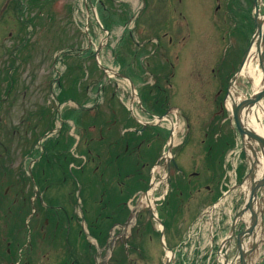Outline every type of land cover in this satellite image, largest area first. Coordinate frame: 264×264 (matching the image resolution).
Here are the masks:
<instances>
[{
  "label": "rangeland",
  "instance_id": "1",
  "mask_svg": "<svg viewBox=\"0 0 264 264\" xmlns=\"http://www.w3.org/2000/svg\"><path fill=\"white\" fill-rule=\"evenodd\" d=\"M92 1L87 4L86 0H56L49 16L53 19V24L44 30L42 25L37 27L34 32L36 38L32 42L35 51L28 49L21 51L26 60L21 62L18 57L17 64L21 63L13 71L16 84L7 100L9 107L4 115L8 124L18 125L23 102L26 109L35 108L38 104V122L27 121L23 127L24 131L35 136L43 132L48 133L50 123H54L55 119L49 108L50 98L53 101L52 107L56 108L57 96L66 97L65 89L70 90L73 83L80 86L81 90L77 95L78 97L82 95L88 100L89 110L77 118L72 116L68 119L64 118V111L70 110V107L62 109V118L60 112L58 115L56 112L58 129L61 128V120L67 123L65 122L63 129L58 131L57 137L51 138L52 147L45 148V152L48 153L43 155L36 165L33 161L38 154L21 152L14 148L18 145V135L12 134L13 142L9 146V152L0 154V208L4 209V213H0V264H17L22 251L20 247L24 244H26L24 264H54L55 257L58 261L66 257L73 259L68 264H73L74 260L75 264H104L103 259H106L110 245L106 244L105 247L103 243L98 245L99 241L95 238L97 232L91 230L92 223L95 222L97 229H101V237L104 238L112 220L122 219L127 213L128 207L122 205L120 216L106 219L104 214L107 211H101L100 199L106 186L111 183L117 184V179L119 181V177L115 175L116 164L123 171L131 170L132 164L128 159L121 160L115 156L114 165L106 163L105 169L104 162L101 163L99 160L102 167L96 168L98 159L92 160L91 156L99 151L103 154L101 157L103 160L107 152L112 153V150H115L112 146L107 150L108 143L123 132V127L141 123H136L130 108L133 99L130 82L116 75L108 76L97 67L93 55L87 58L85 55L79 56L82 46H86L87 43L89 53L101 47L99 58L103 64L130 74L141 96L152 94L150 87L143 88L144 84L154 83L157 76L153 74H159V83L164 85L166 90L163 100L166 98L168 105L179 107L183 113L178 114L179 120L176 121L179 125L172 154L174 159L168 171L164 168L163 160L156 170L151 165L155 156L167 151L168 129L172 128V123L168 119L156 125L158 132L148 128L147 133L151 135L148 137L150 143L140 148L141 158L137 160L141 164L143 175L149 174L152 169L155 171L154 177L160 180L151 192V197L153 202L155 201L153 204L158 215L170 222V229L166 232L169 246L183 240L187 227L196 219L200 210L217 198L222 178L226 173L229 172L226 179L229 186L226 185V189L231 188L236 181L239 182L232 163L230 165L228 161L230 149L224 162L228 167L224 165L223 174L219 165L216 169L218 177L213 176L214 169L210 168L213 163L206 157V144L211 136L210 129L214 125L217 129L223 125L222 132L231 137L233 135L234 142L240 140L239 134L233 132L234 122L229 119L223 124L220 122L223 117L229 115L223 108L222 101L230 77L228 72L231 65L235 64L232 58L234 55L236 57L243 54L240 52L227 54L228 51L225 50L236 46L239 48L238 51L244 48L240 37L242 22L232 15L234 10L229 5L230 0H105L106 5L103 9L98 0ZM121 4L123 6H120ZM125 9L134 15L127 26L124 25L128 18H123ZM136 15H139L138 24ZM99 20L110 28V35ZM11 28L10 24L6 29ZM87 29L91 42L86 34ZM129 29L133 40L128 38ZM248 30L250 32L251 28ZM50 35L49 43H43ZM40 38L43 41H40ZM154 39L159 41L154 42ZM247 39L246 37L245 42ZM172 40L174 43L170 44ZM8 41L10 44L12 40L8 38ZM68 44L73 47V53L60 54V48L69 49ZM114 49L118 53H114ZM135 49H138L136 56L133 53ZM10 50L12 56L13 49ZM147 53L149 54L145 56ZM17 55L20 56V53ZM56 55L57 69L49 71L48 64ZM241 55L240 58L243 56ZM226 58L231 61L230 65L222 75H217L214 67L222 65L221 62ZM14 66L15 64L9 69L10 78L13 77ZM59 73L62 91L59 87L54 90L50 84V80L53 83L56 81L54 78L58 77ZM166 81H169V87ZM240 81L235 93L240 96L250 95L254 91L252 84L245 75L240 77ZM25 87L27 93L26 98H23ZM53 90L51 95L50 91ZM69 97L73 98L74 95L70 94ZM135 110L141 117L152 120L140 111L136 100ZM170 114L171 119L177 120L175 111H171ZM79 123L83 125L80 127ZM87 137H90L88 141L85 139ZM83 144L95 149L88 162L85 157L89 155L87 151L84 157L80 156V149L85 147ZM241 149L237 148L236 154L230 156L232 162L236 157L237 165L244 159L243 155H239ZM66 156L69 159L75 157V162L68 166ZM220 159L222 157L217 153L211 161L220 163ZM174 160L185 170V178L178 172ZM79 163L80 165L83 163L82 166L75 168ZM70 166L75 169H71ZM191 171L198 173H190ZM35 177L39 185L34 183ZM173 183L177 187H173ZM181 185L183 194L180 190ZM37 188L41 190L40 199L47 205L43 206L40 203L36 195ZM131 191L128 189L119 192L117 187L112 196L107 194L106 198L117 209L120 206L119 204L117 207V201L124 200ZM168 193L169 197L173 198L171 201L165 199ZM178 195L181 196L177 197L179 204L175 200V196ZM240 195L242 189L239 187L231 192L229 199L221 205L229 218L223 224L222 231L225 234L230 229V217H234L244 203V197L241 198ZM261 199L264 205V194ZM149 202L143 192L139 191L133 195L129 205L137 207L144 213V217L148 213ZM262 207L264 206L258 209L261 210ZM118 211L120 213V210ZM119 226L116 228L117 232L125 230L123 225ZM150 226H154L152 231L149 230ZM160 227V223L151 218L146 226L137 231L138 240L142 241V256L148 252L150 255H147L152 257L153 264H164L166 258L157 232ZM118 241L121 242L120 239ZM259 244L257 254L258 262H261L264 256V242L261 241ZM134 256L132 253L126 257L130 259ZM50 257L49 262L44 260ZM175 259L173 261H176ZM138 262L143 264L145 261Z\"/></svg>",
  "mask_w": 264,
  "mask_h": 264
},
{
  "label": "flooded vegetation",
  "instance_id": "2",
  "mask_svg": "<svg viewBox=\"0 0 264 264\" xmlns=\"http://www.w3.org/2000/svg\"><path fill=\"white\" fill-rule=\"evenodd\" d=\"M56 0H0V154H7L10 149V144L13 142V135H18V145L14 147L17 151L27 152V153H34L40 154L45 151L43 147L39 144L42 135L46 132L40 133L38 136L34 134H30L27 131H24V125L27 121L31 120L32 122H38V115H39V108L36 104L35 108L30 107V109H26L24 106L25 102L22 103L21 107V114L19 123L16 126L15 123L8 124V120L4 118L5 113L8 111V102L10 94L12 90H10L9 85H15L14 79H10L9 74L7 71L13 65V57L10 56V48L13 46L18 49L23 50H34V44L32 43L35 38L36 34L34 33L35 30L39 25L44 26L43 30L46 29L47 26L53 24V19L49 16L52 14L53 3ZM254 3L255 0H230V4L232 9L234 10L232 15L235 17L237 13H241V17L238 21L242 22V32L240 33L241 41H245L246 37H251L252 34H249V28L253 26V21L255 17L254 12ZM231 12V11H230ZM237 19V18H236ZM12 25L11 29H6L7 25ZM51 38V36H47V41ZM5 38V39H2ZM8 38L10 39L11 43L9 44ZM40 41H43L40 38ZM43 41V43L47 42ZM43 45H40V47ZM26 60V59H25ZM24 60V61H25ZM24 63V62H23ZM52 66L55 67L54 61L52 62ZM12 80V81H10ZM27 90L24 88V96L26 95ZM72 108H70L67 118L73 116ZM52 114V112H51ZM53 115V114H52ZM54 124L53 122L50 123L49 131H53ZM12 147V146H11ZM127 176H131V170H128L126 173ZM133 176V175H132ZM131 176V178H132ZM10 187V186H9ZM7 187V189L9 188ZM8 190H6V193ZM110 197L112 194L109 195ZM107 201V205L109 206L107 217L111 216H120L122 213V203L123 200L120 199L117 201L116 209L115 205L110 206L111 202ZM0 213H4V209L1 207ZM23 210V209H22ZM120 210V213H118ZM118 213V214H117ZM23 211L21 212V215ZM154 226H150L149 230H153ZM244 227L242 224L241 230ZM148 228V227H145ZM23 229V226L21 227ZM1 244V242H0ZM130 254H135L134 257L129 258H120L116 257L113 259L114 264H139L138 261H145L143 264H153V259L151 256H148V252L143 255L142 250V241L138 240V237H135L130 242ZM7 245H11V243H7ZM25 245L20 247V259L17 264H24V254H25ZM138 255H140L138 257ZM150 255V254H149ZM261 258V257H260ZM263 258V257H262ZM50 258H44L49 262ZM123 260V261H122ZM69 261H73L69 257L64 259H58L55 257L54 264H68ZM263 264L264 259H262ZM75 264L74 262H72ZM26 264V263H25Z\"/></svg>",
  "mask_w": 264,
  "mask_h": 264
},
{
  "label": "water",
  "instance_id": "3",
  "mask_svg": "<svg viewBox=\"0 0 264 264\" xmlns=\"http://www.w3.org/2000/svg\"><path fill=\"white\" fill-rule=\"evenodd\" d=\"M257 3V2H256ZM258 14V13H257ZM256 33L250 43V46L245 53L242 64L238 71L235 73V75L232 78V81L230 82V87L228 91V95L233 97V93L231 88L235 86V83L237 82L238 77L240 76L242 70L244 69V66L246 63L251 61H258V64L260 65L263 73H264V18H259V16L256 17ZM255 45V50L253 49ZM104 69H109L105 66H103ZM123 77L128 78L125 74H120ZM251 80V78H250ZM263 82H264V75H263ZM132 89L135 93V85L132 82ZM264 98V83L260 90L256 91L253 95L249 97L242 98L238 101L233 102L232 107V118H234L237 129L239 130L242 138V142L244 147L250 148L251 152L247 151L250 163H251V172L247 174L246 178L248 181H251V192L249 195V199L244 205L243 209L237 214V216L234 219L233 223V234L235 233V223L238 218H242L246 212L251 213V224L249 227H247L246 230H244L239 236H238V254H239V264H248V257L251 253L250 250L254 251L256 250L257 244L254 243L251 245L249 249H246L245 245V239L249 236H253L255 234V229L258 224V215L256 210V204H257V198L258 193L260 190L264 189V172L261 175V177H257V168H258V162H259V153L261 152L264 154V135L261 133L256 132L251 127H249L247 123V114L251 112V109L262 101ZM171 148V146H170ZM159 221L162 223V220L159 219ZM165 245V244H164ZM166 247V245H165ZM166 249H168L166 247ZM169 264V261L167 262ZM233 264V263H231Z\"/></svg>",
  "mask_w": 264,
  "mask_h": 264
},
{
  "label": "bare ground",
  "instance_id": "4",
  "mask_svg": "<svg viewBox=\"0 0 264 264\" xmlns=\"http://www.w3.org/2000/svg\"><path fill=\"white\" fill-rule=\"evenodd\" d=\"M244 74H247L249 77L252 78L253 81V88L255 89V91H258L261 89L262 85H263V81H262V76L263 73L262 71L255 66L251 61L248 62V64L246 65L245 69L243 70ZM238 96H229L228 100H227V106L232 109L233 107V102L234 100L237 101L238 100ZM247 123L249 125V127H251L253 130H255L258 133H261L264 135V101L259 102L258 104H256L252 109L251 112L247 114ZM177 123L174 124V130L177 131ZM174 131V132H175ZM260 158H261V167L259 168L258 173L261 175L263 173L264 170V155L260 154ZM244 187H247L246 185ZM247 193L249 194V187H247ZM150 199V198H149ZM151 204H152V199H150ZM263 225L261 224V229L263 230ZM264 232V231H263ZM262 232V234H263ZM262 237L264 238V236H260V239H262ZM247 248V246H246ZM224 259V257H223Z\"/></svg>",
  "mask_w": 264,
  "mask_h": 264
},
{
  "label": "trees",
  "instance_id": "5",
  "mask_svg": "<svg viewBox=\"0 0 264 264\" xmlns=\"http://www.w3.org/2000/svg\"><path fill=\"white\" fill-rule=\"evenodd\" d=\"M154 105H156L155 108H156V110H157L158 112H160V113L164 112L165 109H166L165 106H161V104L158 105V104H157V100H156V102L154 103Z\"/></svg>",
  "mask_w": 264,
  "mask_h": 264
}]
</instances>
